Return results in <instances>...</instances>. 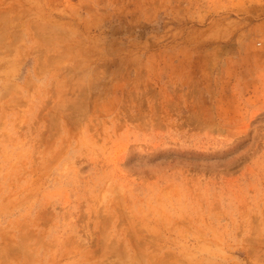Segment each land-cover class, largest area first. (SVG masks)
Wrapping results in <instances>:
<instances>
[{
  "label": "rangeland",
  "instance_id": "1",
  "mask_svg": "<svg viewBox=\"0 0 264 264\" xmlns=\"http://www.w3.org/2000/svg\"><path fill=\"white\" fill-rule=\"evenodd\" d=\"M0 264H264V0H0Z\"/></svg>",
  "mask_w": 264,
  "mask_h": 264
}]
</instances>
